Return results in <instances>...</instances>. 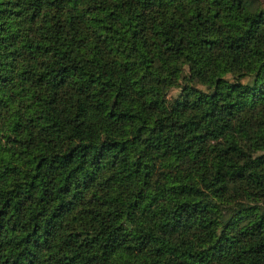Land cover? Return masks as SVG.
Here are the masks:
<instances>
[{
	"label": "trees",
	"instance_id": "1",
	"mask_svg": "<svg viewBox=\"0 0 264 264\" xmlns=\"http://www.w3.org/2000/svg\"><path fill=\"white\" fill-rule=\"evenodd\" d=\"M0 264H264V0H0Z\"/></svg>",
	"mask_w": 264,
	"mask_h": 264
},
{
	"label": "rangeland",
	"instance_id": "2",
	"mask_svg": "<svg viewBox=\"0 0 264 264\" xmlns=\"http://www.w3.org/2000/svg\"><path fill=\"white\" fill-rule=\"evenodd\" d=\"M177 91H178V89H172V90L170 91V95H171V96L175 95V94L177 93Z\"/></svg>",
	"mask_w": 264,
	"mask_h": 264
}]
</instances>
